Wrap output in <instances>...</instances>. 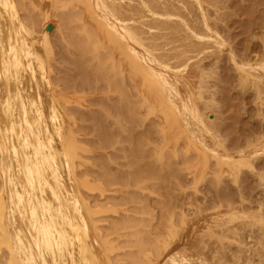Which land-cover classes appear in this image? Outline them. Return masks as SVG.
<instances>
[{"label": "bare ground", "instance_id": "6f19581e", "mask_svg": "<svg viewBox=\"0 0 264 264\" xmlns=\"http://www.w3.org/2000/svg\"><path fill=\"white\" fill-rule=\"evenodd\" d=\"M70 1L82 11L75 16L83 42L94 41L96 58L102 49L110 54L100 69L129 76L142 98L137 106L147 102L155 110L163 102V111H174L203 154L198 166L214 158L221 173L234 174L235 167L250 166L255 157L264 155V139L258 150L252 145L255 150L248 153H225L207 122L211 115L206 117L196 107L201 73L197 61L226 49L209 21L205 1ZM61 2L0 0V264H260L244 259L242 252L251 249L264 256V237L253 246L239 245L236 254L228 250L238 237L236 227L253 224L242 215H231L229 223L223 220L216 226L203 222L200 211L195 219L172 217L174 223L167 222L169 228L155 235V244L144 255L138 254L144 249L142 226L131 228L132 245L105 236L101 228L109 223L99 215L120 214L124 207L111 200L101 209L86 199L84 190L105 195L119 190L90 184L74 173L79 155L87 152L72 146L76 129L65 106L68 99L54 90L50 78L49 34L58 10L70 9ZM34 11L37 19L27 16ZM250 60L238 63V70L264 98V58ZM152 82H158V88L151 89ZM135 218L146 226L145 214L127 215V224ZM121 220L114 225L125 219Z\"/></svg>", "mask_w": 264, "mask_h": 264}, {"label": "rangeland", "instance_id": "374dc122", "mask_svg": "<svg viewBox=\"0 0 264 264\" xmlns=\"http://www.w3.org/2000/svg\"><path fill=\"white\" fill-rule=\"evenodd\" d=\"M203 1L209 21L226 49L216 55L204 54L197 61L201 73L196 107L205 116L211 115L206 116L207 122L225 153H248L255 150L252 145L258 150L264 139V102L260 103L261 94L252 89L237 64H246L250 59L260 62L264 58V0ZM61 5H69L70 9L58 10L49 34L53 53L50 78L54 90L71 99L64 102L76 129L72 146L78 152H87V156L79 155L82 160L74 173L90 184L119 190L108 195L84 190L86 199L101 209L111 200L124 207L120 214L99 215L100 220L109 223L101 228L103 233L107 232L105 236L109 234L113 242L121 238L122 244L132 245L131 228L143 227L146 232L141 231L144 236L140 247L143 245L144 249L137 253L144 255L157 237L166 232L169 223H174L173 219L179 215L195 219L194 215L200 211L205 216L203 222L213 226L231 215L253 221L250 226L236 227L238 241L236 238V242L228 244L230 253L236 254L239 245L245 243L256 245L264 237V155L255 157L252 166L235 167L234 174L221 173L214 158H207L204 166H198L203 154L194 139L188 137L186 126L173 109L168 108L173 113L163 111V102L151 109L155 112L147 102L140 101L137 106L142 98L132 79L100 69L107 50L102 49L101 56L96 58L94 41L83 42L81 25L76 20L82 14L81 9L70 0H62ZM35 15V11L27 14L37 19ZM148 86L154 90L159 83ZM136 214L147 215L146 226L136 223L138 218L127 224L126 216ZM119 218L126 223L115 226ZM242 255L264 264V256L256 251L248 249Z\"/></svg>", "mask_w": 264, "mask_h": 264}]
</instances>
